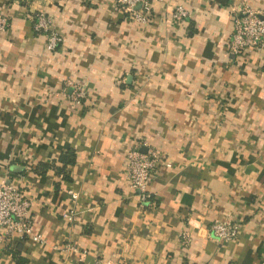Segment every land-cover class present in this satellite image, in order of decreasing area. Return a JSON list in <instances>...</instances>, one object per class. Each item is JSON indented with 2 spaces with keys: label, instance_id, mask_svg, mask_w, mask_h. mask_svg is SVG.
Listing matches in <instances>:
<instances>
[{
  "label": "crops",
  "instance_id": "obj_1",
  "mask_svg": "<svg viewBox=\"0 0 264 264\" xmlns=\"http://www.w3.org/2000/svg\"><path fill=\"white\" fill-rule=\"evenodd\" d=\"M150 2L140 22L115 0H0V182L31 201L40 237L4 239L0 264H264V49L226 48L243 4L263 13L264 0ZM37 11L62 36L55 53ZM68 79L85 101L62 95ZM132 146L164 155L148 204L125 180ZM68 150V178L36 171ZM226 219L238 235L220 244L208 228Z\"/></svg>",
  "mask_w": 264,
  "mask_h": 264
},
{
  "label": "built area",
  "instance_id": "obj_2",
  "mask_svg": "<svg viewBox=\"0 0 264 264\" xmlns=\"http://www.w3.org/2000/svg\"><path fill=\"white\" fill-rule=\"evenodd\" d=\"M150 1L115 0V7L131 21L146 22L151 11ZM188 16L187 10L180 5L176 6L171 14L172 19L178 23L184 22ZM32 19L33 32L46 39L45 49L48 52H57L62 43V36L56 28L55 21L41 11L35 12ZM232 25L233 30L226 45L230 56H235L244 50L264 49V12H256L243 4L239 14L234 16ZM8 26L7 16L0 11V34L5 33ZM62 95L79 104L87 98V90L82 81L68 79L63 84ZM162 164H164V155L158 148H149L145 152L140 151L136 146L128 149L123 167L125 180L137 193L142 203L150 202L151 198L147 191L149 179L158 173ZM68 194L73 204L76 203L78 192L70 190ZM31 205V201L20 188L11 182H0V242L11 238L14 234L40 241V237L34 233L33 223L28 215ZM75 215L74 208L65 214L64 218L72 222ZM208 231L220 244L228 243L238 235L237 223L233 219L214 222L209 226ZM179 237L183 247L191 243L192 236L187 229L184 228ZM71 249L75 250L72 247ZM84 255L85 251H82L80 258Z\"/></svg>",
  "mask_w": 264,
  "mask_h": 264
},
{
  "label": "trees",
  "instance_id": "obj_3",
  "mask_svg": "<svg viewBox=\"0 0 264 264\" xmlns=\"http://www.w3.org/2000/svg\"><path fill=\"white\" fill-rule=\"evenodd\" d=\"M33 23V22H32ZM33 26V25H32ZM37 35V33H35ZM75 162L74 152L66 151L63 152L56 162H51L50 164L42 163L39 168L36 169L38 172H45L48 168H54L57 175H61L62 179L68 178L67 168L72 166Z\"/></svg>",
  "mask_w": 264,
  "mask_h": 264
}]
</instances>
